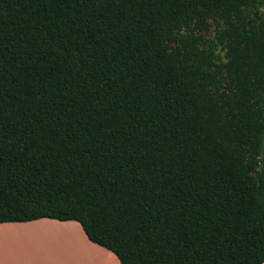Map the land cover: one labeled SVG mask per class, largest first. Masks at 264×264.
<instances>
[{"label":"trees","instance_id":"1","mask_svg":"<svg viewBox=\"0 0 264 264\" xmlns=\"http://www.w3.org/2000/svg\"><path fill=\"white\" fill-rule=\"evenodd\" d=\"M39 219L264 264V0H0V224Z\"/></svg>","mask_w":264,"mask_h":264},{"label":"crops","instance_id":"2","mask_svg":"<svg viewBox=\"0 0 264 264\" xmlns=\"http://www.w3.org/2000/svg\"><path fill=\"white\" fill-rule=\"evenodd\" d=\"M0 264H121L91 243L77 222L39 219L0 224Z\"/></svg>","mask_w":264,"mask_h":264}]
</instances>
